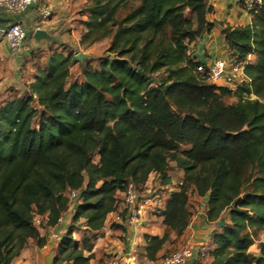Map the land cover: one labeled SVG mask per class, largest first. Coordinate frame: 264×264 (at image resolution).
I'll use <instances>...</instances> for the list:
<instances>
[{
	"label": "trees",
	"instance_id": "1",
	"mask_svg": "<svg viewBox=\"0 0 264 264\" xmlns=\"http://www.w3.org/2000/svg\"><path fill=\"white\" fill-rule=\"evenodd\" d=\"M210 12L207 0H85L80 43L108 40L97 67L73 53L38 55L34 80L0 101V264L30 240L45 244L33 213L55 226L74 190L72 223L84 220L98 232L122 207L128 183L161 196L148 181L154 175L169 185L170 162L182 171L181 184L160 208L162 236H144L147 261L162 257L167 233L187 227L191 193L206 199L208 223L224 220L209 264H264V243L257 256L249 253L264 232V0L248 25L222 29L227 64L254 58L243 69L249 83L235 91L199 75L201 63L188 53L211 28ZM73 65L81 70L71 81ZM229 96L235 103L224 102ZM119 218L125 221L123 207ZM57 242L53 264H89L88 238L79 249L70 227Z\"/></svg>",
	"mask_w": 264,
	"mask_h": 264
},
{
	"label": "crops",
	"instance_id": "2",
	"mask_svg": "<svg viewBox=\"0 0 264 264\" xmlns=\"http://www.w3.org/2000/svg\"><path fill=\"white\" fill-rule=\"evenodd\" d=\"M42 1L48 6L51 13L46 20L41 19L37 5H32L25 12L14 15L7 14L0 9V27L17 22L26 33L23 46L17 53H12L7 41L0 36V101L8 99L13 94L21 95L25 90V85L34 80L39 54L43 53L46 56L53 52H59L67 55L66 50L79 44L81 31H84L81 22L86 19V16L81 13L85 0ZM207 3L211 7V12L206 15V20L211 24V28L188 45V53L204 67H211L216 60L228 61L229 51L222 29L225 26L231 28L246 26L251 19L241 10L239 0H207ZM37 29L43 30L51 36V39L35 40L33 34ZM72 53L73 55L78 53L86 55L81 50H75ZM249 61L253 62L254 58L251 56ZM169 176L171 183L159 186L162 190L168 191L167 195L163 197L164 202L171 192L177 190L175 185L179 184L182 179V175H180L181 177L175 183L170 171ZM151 177L155 179V176L151 175L148 183ZM196 200L200 207L194 206L195 211L181 234L180 243L182 247L188 244L196 246L205 244L211 251L212 238L219 226L215 228L213 223L206 221V199L196 198ZM77 204L76 200H70L60 224L53 227L48 226L49 230L44 233L39 230L40 236L45 238V244L42 247H37L35 242L31 241L23 247L10 264H53L58 254V242L52 240L50 235L55 233L61 237L70 227L72 238L78 242L79 249H81L80 241L83 238L86 237L90 240L92 250L83 251L84 257L91 256L89 264H104L108 257L118 258L120 264H138L140 259L149 264L154 263L148 262L145 255L142 254L145 246L144 236H162L165 231L162 216L156 218L148 214L142 217L139 222L130 224L118 218L122 210L120 206L117 213L107 217L100 231L91 232L86 228L84 220L72 223ZM260 243H264V232L258 234L257 240L249 249V252L252 250L254 256L258 255V244ZM137 253L140 254V257H137ZM51 255L52 258L47 263V259ZM158 256H160L159 253L156 257ZM211 261L212 258L209 254L204 259L198 258L195 254L187 264H209Z\"/></svg>",
	"mask_w": 264,
	"mask_h": 264
},
{
	"label": "built area",
	"instance_id": "3",
	"mask_svg": "<svg viewBox=\"0 0 264 264\" xmlns=\"http://www.w3.org/2000/svg\"><path fill=\"white\" fill-rule=\"evenodd\" d=\"M260 2L261 0H239L241 10L248 15H251L255 11V8L260 5ZM32 5L38 6L42 20L50 17L51 13L49 8L42 0H0V9L7 14L13 15L25 12ZM0 36L7 41L12 53L19 52L26 39L25 30L17 22L0 27ZM249 59L250 56L247 57L246 61L232 59L229 64L223 60H216L211 67H204L202 64H199L196 67V72L212 84L226 86L230 91H235L250 81L243 72L244 65ZM242 99H256V97L252 94H243ZM68 197L69 200H78V192L72 190L69 192ZM162 203V199L158 194L139 191L132 183L127 184L121 196L122 207L126 210L125 221L130 224L139 222L149 211L160 208ZM62 220L63 214L58 218L57 225ZM46 221V216L37 213L32 214L31 223L38 229L45 227ZM50 236L56 242L60 238L55 233H52ZM207 250L205 244H199L197 246L188 244L162 256L154 261L153 264H187L193 259L195 254L200 259L206 258L208 255ZM106 264H120V262L118 258L112 257L106 261Z\"/></svg>",
	"mask_w": 264,
	"mask_h": 264
},
{
	"label": "rangeland",
	"instance_id": "4",
	"mask_svg": "<svg viewBox=\"0 0 264 264\" xmlns=\"http://www.w3.org/2000/svg\"><path fill=\"white\" fill-rule=\"evenodd\" d=\"M249 16H250V19H251L252 16L251 15H249ZM107 47H108V40H103V41L97 42V43H95L93 45H86V44L83 45L79 41L78 45H74L73 47H70V49H68L66 51L68 53L69 52L72 53L75 50H81V51L85 52V54L87 55V58L82 61V64L84 65V67L88 66L89 68H96L97 64H98V61L101 58L105 57V55H106L105 50L107 49ZM83 65H82V67H83ZM70 70H71V75H70V80L71 81L76 79V78H79L78 75H79L81 69H79L78 66L71 67ZM235 101H236V99L233 96H229V97H225L224 98V102L226 104H228V105L235 103ZM92 161H94L95 163L97 162V156L96 155L92 156ZM169 171H170V174L172 175V180L175 183L178 181V178L181 177L180 175H183L182 171L177 169L175 167V163H173V162L169 163ZM149 185L151 187H153V189H156V190L159 189L158 182H157L156 179H154V177H151ZM158 193L161 195L160 197L162 199V202H164V198L163 197L165 195H167L168 191L159 189ZM163 204L164 203H162V205L160 207L161 209L164 206ZM194 206L199 208L200 207L199 202H197L196 198L191 193H189V209L190 208H194ZM160 208L159 209H154L152 211H149L148 214H150L153 217L159 218L160 210H161ZM194 211H195V209H194ZM189 221H190V217L188 218V222ZM212 225L215 228H217V226H218L215 223H213ZM39 230L42 233H44V232H46L49 229H48V226H45V227H40ZM180 237H181V235H176L173 232L167 233L166 234V241L162 245V248L159 251V255L160 256H165L168 253H170V252H172V251H174V250H176L178 248H181L182 246H181V243H180ZM256 240H257V238H256ZM29 243H31V240L28 241L27 244H29ZM207 251L209 252V249ZM251 251L252 250H250L249 253L251 255H254L253 252H251ZM137 255H138V253H137ZM160 256H158V257H160ZM137 257H140V254ZM138 264H149V263L145 262V260H143V259H140Z\"/></svg>",
	"mask_w": 264,
	"mask_h": 264
},
{
	"label": "water",
	"instance_id": "5",
	"mask_svg": "<svg viewBox=\"0 0 264 264\" xmlns=\"http://www.w3.org/2000/svg\"><path fill=\"white\" fill-rule=\"evenodd\" d=\"M33 38H34L35 40L51 39V36L47 35L43 30L37 29V30L34 32V34H33ZM74 58H75L76 61H78V62H82L84 59L87 58V55H84V54L78 53V54L74 55ZM138 72H139L140 74H142L141 71L138 70ZM151 80L154 81L155 79H154V78H151ZM223 224H224V220H223V219H221V220H219V221L217 222V225H218L219 227L223 226ZM51 258H52V255L50 256L49 259H47V263H49V261L51 260Z\"/></svg>",
	"mask_w": 264,
	"mask_h": 264
}]
</instances>
